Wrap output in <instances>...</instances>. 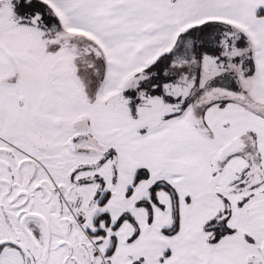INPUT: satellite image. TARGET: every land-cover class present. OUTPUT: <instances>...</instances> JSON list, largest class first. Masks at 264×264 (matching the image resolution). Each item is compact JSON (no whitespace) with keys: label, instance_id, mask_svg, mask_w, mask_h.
Returning a JSON list of instances; mask_svg holds the SVG:
<instances>
[{"label":"snow or ice","instance_id":"1","mask_svg":"<svg viewBox=\"0 0 264 264\" xmlns=\"http://www.w3.org/2000/svg\"><path fill=\"white\" fill-rule=\"evenodd\" d=\"M0 264H264V0H0Z\"/></svg>","mask_w":264,"mask_h":264}]
</instances>
